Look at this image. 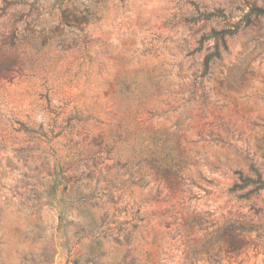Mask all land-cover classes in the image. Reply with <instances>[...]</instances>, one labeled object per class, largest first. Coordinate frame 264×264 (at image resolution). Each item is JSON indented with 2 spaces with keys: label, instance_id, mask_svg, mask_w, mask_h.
<instances>
[{
  "label": "rangeland",
  "instance_id": "374dc122",
  "mask_svg": "<svg viewBox=\"0 0 264 264\" xmlns=\"http://www.w3.org/2000/svg\"><path fill=\"white\" fill-rule=\"evenodd\" d=\"M250 4L264 8V0H0V44L29 52L45 44L51 88L39 69L0 79V264H264V191H230L237 170L264 178V15L238 25L205 77L212 41L197 49ZM214 10L224 19L204 17ZM123 80L128 95L118 91ZM125 124L158 140L145 153L151 175L121 166L131 154V138L116 137ZM174 132L179 148L170 152ZM178 150L184 180L171 191L152 176ZM58 161L75 181L64 216L47 195ZM72 185L94 204L70 203ZM85 208L97 221L108 213L114 229L86 233ZM228 223L241 231L238 248L226 255L214 242L208 257V238ZM119 229L127 244L115 239Z\"/></svg>",
  "mask_w": 264,
  "mask_h": 264
},
{
  "label": "trees",
  "instance_id": "16d2710c",
  "mask_svg": "<svg viewBox=\"0 0 264 264\" xmlns=\"http://www.w3.org/2000/svg\"><path fill=\"white\" fill-rule=\"evenodd\" d=\"M264 15V8L255 6L250 4L248 6V10L241 16V18L234 24H228L226 28L221 29H211L210 32L203 34L200 39V44L197 49H201L204 47L203 42L211 40L212 44H206V49L209 50L203 58V67L200 76L205 77L209 73V63L215 59L221 58L222 54L228 52V44L226 42L227 37L231 36L236 30L238 25L242 22L244 26H247L252 18H257L259 16ZM205 18H217L224 19V15L219 10H214L208 13H204ZM45 44H37L33 47V52H29L20 47V44H0V79L8 78L11 80L16 74H24L26 73L28 76H35V72L37 69L40 70V74H38V78L42 80V85L45 87L46 92L51 89L46 87L47 83V71H46V63L49 58L45 60H40L39 54L43 50ZM71 48V46H61L59 48L60 51H65ZM119 92L124 94H129L130 92V84L126 81H120L119 83ZM136 98V106L143 103V97L137 96ZM147 113L151 116L155 114V111L148 110ZM177 123L175 127H177ZM123 133V134H122ZM124 135V136H122ZM174 136V144L165 146L168 151L173 152L174 149L179 148V143L176 140V133H173ZM119 140L128 141L131 138V154L130 158L126 161L125 164L121 166H125L126 168H134L136 167L138 172L141 175H151L150 171L145 170V166L149 164L147 156H145L146 151L149 148L150 144L153 145L158 142L157 139H152L150 136L146 135L143 132H137L130 127V125H120L118 126L117 136ZM138 145V147H137ZM178 152V153H177ZM175 155L169 157V159L160 163L158 166L154 168L153 178L154 179H164L166 185L170 188L171 191H174L175 187L179 182L184 180L183 169L186 167V162L181 155V150H178ZM65 166L61 164V162H56L53 169V176L51 183L47 189V195L49 197V201L52 205L56 206L59 209L60 215L64 216L67 211V206L63 204L64 200V191L66 189V183L71 182L72 184L75 182L70 177H66L64 174ZM253 177L245 176L240 170H237L235 173L238 175V180L241 183H234L230 188V191L234 192L238 189H242L244 187H249V190L245 195L241 197L248 198L250 194H258L259 191H264V178L261 177L257 169L252 168ZM63 184V188L59 189V185ZM105 195L108 197V201L116 204L117 201L113 199L111 189H108V192H105ZM93 198H96L93 194H87L83 190H81L78 186H71V192L67 196V199L70 203L77 202L81 205H85L89 203L90 205L93 203ZM83 212L87 214V217L84 216V230L86 233H91V235H98L99 237H104L106 235L107 230H112L114 228H109V218L108 213H105L104 216L97 221L93 215V213L85 208ZM93 233V234H92ZM115 239L120 242L119 236L123 235V242L125 244L128 243V234L125 232H121V230H117ZM122 233V234H120ZM241 233L239 230L236 232L234 228V223H228L225 225L219 234L211 235L207 242L209 245L207 248H204V251L208 255V257L212 258L214 254L212 253V245L214 242L221 241V246L219 250H223L226 255H229L232 251L236 250L239 245L238 236ZM97 245V254L96 257L100 258L104 255V251L101 250V241L98 239L96 241Z\"/></svg>",
  "mask_w": 264,
  "mask_h": 264
}]
</instances>
